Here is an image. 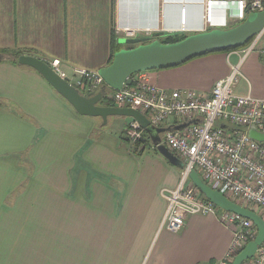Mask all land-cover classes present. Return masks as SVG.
Here are the masks:
<instances>
[{
    "label": "crops",
    "instance_id": "crops-1",
    "mask_svg": "<svg viewBox=\"0 0 264 264\" xmlns=\"http://www.w3.org/2000/svg\"><path fill=\"white\" fill-rule=\"evenodd\" d=\"M200 2L0 0V50L57 60L67 79L73 68L98 72L125 32L177 34L182 8L184 35L199 30ZM244 49L146 75L165 91L209 94L239 65L234 93L264 100V32ZM124 118L103 125L80 116L39 73L2 56L0 264H216L225 256L232 230L217 216H187L176 233L161 228L160 191L177 186L180 170L156 149L128 148ZM181 127L170 120L160 128Z\"/></svg>",
    "mask_w": 264,
    "mask_h": 264
},
{
    "label": "built area",
    "instance_id": "built-area-1",
    "mask_svg": "<svg viewBox=\"0 0 264 264\" xmlns=\"http://www.w3.org/2000/svg\"><path fill=\"white\" fill-rule=\"evenodd\" d=\"M200 5L202 26L194 33L226 29L232 23L242 22L248 13L264 10L263 0H201ZM185 26L186 9L182 8L176 33H187ZM125 33L127 37L134 36ZM258 40L259 37L244 52L252 51ZM46 64L78 89L86 87L88 92L96 93L104 85L97 71L73 68L67 79L59 61L48 60ZM239 75V65L232 66L229 75L216 81L211 92L204 94L192 90H162L150 84L146 72H140L131 77V85L119 91L110 90L105 95L115 107L139 111L153 127L160 128L170 120L183 126L161 137V144L184 164L177 186L160 191L166 201L161 228L176 233L187 216L218 215L220 224L232 230V241L216 264H232L245 246L254 241L257 230L252 221L220 210L206 200L189 181L191 171H196L211 190L256 213L264 221V142L248 136L251 128L264 134V100L236 95L234 86ZM145 134L134 120L124 130V137L132 145L141 142ZM243 264H264V241Z\"/></svg>",
    "mask_w": 264,
    "mask_h": 264
},
{
    "label": "water",
    "instance_id": "water-1",
    "mask_svg": "<svg viewBox=\"0 0 264 264\" xmlns=\"http://www.w3.org/2000/svg\"><path fill=\"white\" fill-rule=\"evenodd\" d=\"M263 32L264 10L248 13L246 18L233 28L227 30L212 29L194 33L179 42L170 44L159 42L158 38L163 35L162 32L152 33L148 37L126 36L120 38L119 44L130 48H121L113 55L111 63L98 71L104 85L96 93H82L67 80L58 76L37 54L23 53L18 57L17 63L39 73L80 116L100 118L103 125L107 123V119L110 117H125L138 122L156 151L171 165L182 170L184 168L183 162L161 144V135L166 132L165 129L151 126L142 113L132 108L101 105L106 93L110 90L119 91L123 86L131 85V77L137 73L174 68L197 57L217 51L239 48L252 39L254 41ZM0 59H2L1 55ZM248 136L254 141L264 142V134H260L254 128L248 131ZM189 181L215 207L252 221L257 230L256 238L245 246L234 258L232 264H243L251 259L264 241V221L262 218L211 190L196 171L190 172Z\"/></svg>",
    "mask_w": 264,
    "mask_h": 264
},
{
    "label": "trees",
    "instance_id": "trees-1",
    "mask_svg": "<svg viewBox=\"0 0 264 264\" xmlns=\"http://www.w3.org/2000/svg\"><path fill=\"white\" fill-rule=\"evenodd\" d=\"M186 36L183 34H171V35H162L158 38L159 42L162 44H170V43H175V42H179L181 40H183ZM253 41L250 40L248 41L244 46L239 47V48H235V49H228V50H222V51H217L214 53H221V52H228V51H232V50H237V49H242V48H246L251 42ZM122 45L118 44L116 42V40H112L111 42V55H110V60L108 62V65L111 63L112 59H113V55L119 51L121 49ZM0 55L1 56H6L8 58L11 59V61L15 64L17 63V59L18 57L21 55V52H9L7 50H0ZM208 55V54H207ZM19 65V64H18ZM101 104H104L105 106H113L107 99L106 96L104 97L103 101L101 102ZM146 145H149V138L148 136L145 134L144 139L141 142H138L136 144H133L134 146V153L135 154H140L143 149H145ZM152 149L155 150V148L151 147ZM209 264H213V262H209Z\"/></svg>",
    "mask_w": 264,
    "mask_h": 264
},
{
    "label": "rangeland",
    "instance_id": "rangeland-1",
    "mask_svg": "<svg viewBox=\"0 0 264 264\" xmlns=\"http://www.w3.org/2000/svg\"><path fill=\"white\" fill-rule=\"evenodd\" d=\"M239 24H240V22L232 23V24H230L226 29L224 28L223 30L230 29L231 27L233 28V27H235V26H237V25H239ZM195 33H196V32H195ZM192 34H194V33H190V34H187V35H185V36H189V35H192ZM183 35H184V34H183ZM118 41H119V39H118ZM118 41H117V43L119 44ZM123 47H126V46H123ZM147 72H149V71H147ZM79 90H80L82 93H83V92H88V91H89L88 88H86V87H82V88H80ZM113 118H115V117H110V118H109L110 122H112ZM121 120H125V121H127V122L129 121L128 124L132 121V119H130V118H124V119H121ZM102 124H103V122H102ZM112 126H113L112 123H110V124L104 126V128H111ZM161 137H163V135H161ZM125 144H126V146H128V148H129V145H131V143H129V142H126ZM151 147H152V146H151V144H150V145L146 146L145 150H146V149H152ZM134 156L137 157L138 155H134ZM220 210H221V209H220ZM220 210H218V213L220 212ZM216 216H217V218H218V215H216Z\"/></svg>",
    "mask_w": 264,
    "mask_h": 264
},
{
    "label": "flooded vegetation",
    "instance_id": "flooded-vegetation-1",
    "mask_svg": "<svg viewBox=\"0 0 264 264\" xmlns=\"http://www.w3.org/2000/svg\"><path fill=\"white\" fill-rule=\"evenodd\" d=\"M125 48L129 49L130 47L126 46Z\"/></svg>",
    "mask_w": 264,
    "mask_h": 264
},
{
    "label": "bare ground",
    "instance_id": "bare-ground-1",
    "mask_svg": "<svg viewBox=\"0 0 264 264\" xmlns=\"http://www.w3.org/2000/svg\"><path fill=\"white\" fill-rule=\"evenodd\" d=\"M128 26H126V28H127ZM128 33H131V32H128Z\"/></svg>",
    "mask_w": 264,
    "mask_h": 264
}]
</instances>
